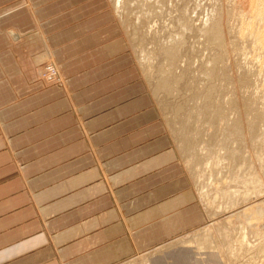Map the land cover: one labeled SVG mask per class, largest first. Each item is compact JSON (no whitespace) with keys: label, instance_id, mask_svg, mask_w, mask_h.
I'll return each instance as SVG.
<instances>
[{"label":"crops","instance_id":"obj_1","mask_svg":"<svg viewBox=\"0 0 264 264\" xmlns=\"http://www.w3.org/2000/svg\"><path fill=\"white\" fill-rule=\"evenodd\" d=\"M142 75L109 0H0V264H118L205 221Z\"/></svg>","mask_w":264,"mask_h":264},{"label":"rangeland","instance_id":"obj_2","mask_svg":"<svg viewBox=\"0 0 264 264\" xmlns=\"http://www.w3.org/2000/svg\"><path fill=\"white\" fill-rule=\"evenodd\" d=\"M168 11L126 32L137 59L144 39L150 62L138 66L206 217L118 264H264V0H192L184 14L197 32ZM207 20L215 41L197 30Z\"/></svg>","mask_w":264,"mask_h":264},{"label":"bare ground","instance_id":"obj_3","mask_svg":"<svg viewBox=\"0 0 264 264\" xmlns=\"http://www.w3.org/2000/svg\"><path fill=\"white\" fill-rule=\"evenodd\" d=\"M109 1H110V4L112 6V9L115 12L117 18L118 17L121 18V19L118 18V20H119V22H120V24L122 26L123 31L125 32V35L127 36L128 40H129L128 33L126 32L127 31V28H129V27L132 28V31L134 32L133 33V36H135V34L137 35V33H135V31L137 32V30L140 28V24L141 23H144V25H145V23L147 22L148 19H151V18L156 19V18L164 17L165 15L168 14L167 13L168 10H169L168 12H170V13H172L173 10H176V11L178 10L179 13L182 12V15H183L184 13L187 12V10H188V3L190 1H192V0H109ZM131 5H133L135 7V9H137L135 16H132L133 15L132 12L129 11V6H131ZM172 15L174 16V14H172ZM176 15H177V13H176ZM167 16H169V15H167ZM167 16H165V17L167 18ZM180 16H181V14H180ZM257 16H258V14H257ZM192 20L189 17H187L186 14H184L183 16L180 17V19H179V26L182 27L183 32H188V31H190V30L193 29V25H194L193 23H194L195 20H193V23H192ZM160 22H163V21H160ZM208 23H209L208 20L207 21H204L203 27L202 28L201 27H198L197 30L200 31V32H203V34L208 35L207 38L209 40L215 41V40L218 39V37L215 34L216 28L215 27H213V28L210 27ZM150 25H152V24L150 23ZM174 26H176V24ZM170 27H171V29L174 28V27L172 28V26H170ZM161 29H163V28H161ZM174 29H176V28H174ZM211 29L213 30V32L210 35L208 33H209V31H211ZM166 30H167V28H166ZM193 31H196V30L193 29ZM141 32H142V29H141ZM141 32L139 34H141ZM143 33H146V32L143 31ZM131 34H132V32H131ZM178 35H180V34H178ZM185 35H186V33H185ZM195 37H196V34H195ZM261 39L264 40L263 33H262V38ZM138 42L140 44V47L138 48V51H136V54L137 53L139 54L138 55V58L139 59L136 58L137 59V63H138V60H140V62H145V63H148V61L150 62V57H148V52L143 48L144 39H142L141 37H139ZM193 43H195V42H193ZM166 47H167L166 50H168V49H172L174 46L168 45ZM182 47H184V46H182ZM263 48H264V45H263ZM172 53H173V51H172ZM172 53L169 54V56L171 58L170 59L167 58L168 60H170V61H168V63H172V59L174 57ZM46 55H48V54H46V53L45 54H40V55H38V56L35 57L36 60L39 59V58H42V61H43V64L40 66L41 71H39V74H38L39 78L42 79V80L45 79V77H43L42 75H45V70H46V68L48 66H49L48 67L49 69H52V68L54 69V71H55V77H58L59 78L57 69L55 68V65H54L53 61H52V63H46L48 61V57H47V59H44ZM168 63H166V64L168 65ZM138 65L140 66V64H138ZM148 69H150V68H148ZM213 69L214 68H211L209 70H206L204 72V74L207 77L212 76ZM162 71H164V69H162ZM162 73H161V75H162ZM165 86L166 85L162 84V85L159 86V88H164ZM159 88L156 87V89H158V90H159ZM181 109H182V107H180V109H178L177 112L179 110H181ZM173 125H174V123H173Z\"/></svg>","mask_w":264,"mask_h":264},{"label":"built area","instance_id":"obj_4","mask_svg":"<svg viewBox=\"0 0 264 264\" xmlns=\"http://www.w3.org/2000/svg\"><path fill=\"white\" fill-rule=\"evenodd\" d=\"M49 67V66H48ZM46 68L45 70V75H42L43 77H45V79H43L46 83H57L60 81V79H58V77H55V71L54 69H49V68Z\"/></svg>","mask_w":264,"mask_h":264}]
</instances>
